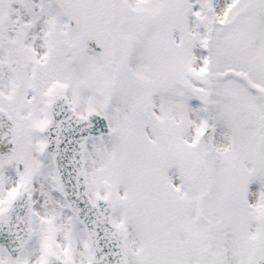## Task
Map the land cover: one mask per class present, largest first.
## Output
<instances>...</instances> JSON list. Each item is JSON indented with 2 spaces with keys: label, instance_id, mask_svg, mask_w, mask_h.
I'll list each match as a JSON object with an SVG mask.
<instances>
[{
  "label": "snow or ice",
  "instance_id": "1",
  "mask_svg": "<svg viewBox=\"0 0 264 264\" xmlns=\"http://www.w3.org/2000/svg\"><path fill=\"white\" fill-rule=\"evenodd\" d=\"M0 264H264V0H0Z\"/></svg>",
  "mask_w": 264,
  "mask_h": 264
}]
</instances>
